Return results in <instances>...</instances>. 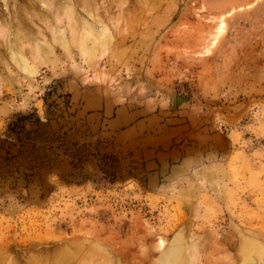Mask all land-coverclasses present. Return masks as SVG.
<instances>
[{"label": "rangeland", "instance_id": "rangeland-1", "mask_svg": "<svg viewBox=\"0 0 264 264\" xmlns=\"http://www.w3.org/2000/svg\"><path fill=\"white\" fill-rule=\"evenodd\" d=\"M0 264H264V0H0Z\"/></svg>", "mask_w": 264, "mask_h": 264}, {"label": "bare ground", "instance_id": "bare-ground-1", "mask_svg": "<svg viewBox=\"0 0 264 264\" xmlns=\"http://www.w3.org/2000/svg\"><path fill=\"white\" fill-rule=\"evenodd\" d=\"M32 57V56H31ZM35 60V59H34Z\"/></svg>", "mask_w": 264, "mask_h": 264}]
</instances>
